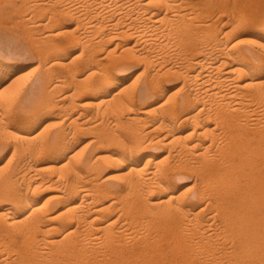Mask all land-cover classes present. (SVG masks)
<instances>
[{
    "label": "bare ground",
    "instance_id": "1",
    "mask_svg": "<svg viewBox=\"0 0 264 264\" xmlns=\"http://www.w3.org/2000/svg\"><path fill=\"white\" fill-rule=\"evenodd\" d=\"M259 1H244L245 6L257 4L258 9L254 8L259 15L245 20L261 32L248 31V46L240 44V40L230 41L232 28L244 22L233 20L232 8L234 26L229 29L223 22L224 28H216L222 15L219 20L209 14L214 10L224 12L222 0H74L75 4H66L60 8V14L55 13L78 17L73 28L63 24L62 18V23L57 22L60 17L51 18L57 23V27L50 24L56 30L48 27L52 31L44 35L49 43L44 47L47 52L42 49L39 53L52 54V64L47 65L49 59L45 62L43 56L42 60L38 58L46 63L42 62L44 83L38 86V78V87H34L39 103L34 105V95L26 97H33V107L28 102L23 104L28 110L21 113V126L5 123L2 117L12 115V107L0 106V122L5 123L1 125L2 132L13 144L9 163L16 159V153L21 154L15 166L11 165L4 174L0 171V264H264V0ZM41 10L45 12L44 8L39 10L43 14ZM55 10L58 12L57 6ZM99 15L109 18L108 31L97 41L85 39V33L83 40L75 28L83 21L88 33L100 30L104 26L102 18L95 19ZM89 17L91 21L86 20ZM38 20L35 21L42 25L46 19H41V23ZM61 33L67 36L61 39ZM206 37L208 42L213 41L207 43ZM78 41L82 50L76 56L87 55L89 60L88 51L84 53L86 47L95 50L96 46L112 41L115 46L108 48L103 57L89 54L96 67H89L84 58L81 68L88 67V71L81 77L74 74L80 60L75 64L74 56L71 64L63 56L66 47ZM136 60L145 63L138 82H129L131 76L119 81L120 72ZM151 63L157 68L154 64L151 67ZM7 64H0V85L7 78L12 79ZM53 64L73 72V87L63 85L71 78L69 73L58 76L53 71L59 78L52 75L49 79H57L46 82L49 68L60 69ZM174 73L183 76L181 97L163 84V76ZM21 75L18 74L20 78ZM18 76L8 83L9 89L14 80H20ZM118 81L122 86L101 98L94 113L100 117V104H105L119 127H125L123 133L127 131V138L122 140L115 133L112 140L122 150L104 147L107 138L103 136L92 138L103 147L98 149V155L80 158L79 154L77 160L69 154L57 178L47 175L45 168L49 166L45 164L74 149L71 134L74 136L82 123L81 116H72V103L77 101L73 97L91 93L88 95L94 99L95 93ZM59 86L64 88L65 95L52 99L51 91ZM5 89L6 86L2 90ZM48 111L50 118L58 119V128L48 131V123H44L46 126L35 133L36 125L45 119L42 114ZM102 115L105 116L104 112ZM181 124L186 125L185 134L178 128ZM172 147L177 148L175 153ZM150 148H161L167 153L157 156L154 151L149 152ZM77 151L76 154L80 152ZM109 166L113 172L101 177ZM181 168L189 174L196 172L194 183L198 190L190 196L176 190V176ZM210 190L211 196L202 204ZM42 191L47 193L41 196Z\"/></svg>",
    "mask_w": 264,
    "mask_h": 264
},
{
    "label": "rangeland",
    "instance_id": "2",
    "mask_svg": "<svg viewBox=\"0 0 264 264\" xmlns=\"http://www.w3.org/2000/svg\"><path fill=\"white\" fill-rule=\"evenodd\" d=\"M1 1L2 2H4V3H1ZM0 1V16H1V18L2 17H4V16H8V17H4V18H0L1 20H0V64L2 65H6L7 63V66L9 67L8 69L12 72V79H10V78H7L4 82H2L1 83V85H0V106L1 107H4V106H6L7 105V107H9V108H11L12 109V115H10V116H3L2 115V113L0 112V116H3L2 118H3V120H4V117H5V123H8V122H15V124L17 125V123H19L17 126H19L21 123H20V117H22V114L21 113H23V112H26L27 110H28V107L26 108V107H23V104H26L27 102H28V104H29V107H33V97L30 99L29 97H31L32 95H34V92H35V88H37L38 86H40L41 84L43 85V81H44V78H43V74H44V72H45V66H44V64H46L47 63V65H49L50 67H51V64H52V62H51V58H50V56L52 55V54H49L48 55V53H47V55H46V53H44V52H47V51H44V47H47V45L49 44L48 43V41H46L45 39H44V37L46 36V34L48 33V31H52L53 29L52 28H54V27H52V26H54L55 24H57L56 23V21H54V20H56V18H58V17H60L59 19H58V21L57 22H59V23H62L63 22V24H66V25H68V27L69 28H73V27H76L75 25H76V21H77V17H78V15L77 14H75V15H72V14H70V13H61V16L60 15H57V14H60L59 12V10H61L63 7H65V5L67 4V5H70V4H75L76 2H73V1H70V0H68L69 2H67V0H63L61 3L59 2L58 3V0H55V2H54V0H53V2L51 1V0H42V2H41V0H37V1H33V0H30V1H32V3L33 4H31V2H29V0H26V2H25V0H1ZM27 1H28V3H27ZM51 1V2H50ZM225 1V4H224V2H223V0H222V11L224 10V12H222L221 14H219L218 13V10H214V11H212V12H217L216 13V15L215 16H213L214 15V13H212L211 12V14H209V15H212V17H218V19H219V15L221 16L222 15V17H221V22H218V26H216V28H224V25L222 26L221 24L224 22H226V24H227V26L226 27H228L229 29H231L234 25H232V22H233V20L235 21V20H237L238 22H243V19H244V22L242 23V25L241 26H236V27H234V28H232V31H231V37H230V41L231 42H234V41H237V40H240V44H242L243 46H248V45H250V35L248 34V31H251V30H254L255 32H259V30L258 29H256V28H252V27H250L249 25H247L246 24V20H250V18L252 19V18H256V16L257 15H259L258 13V10H255V8H257L258 9V7L255 5V4H246V6H245V2L244 1H246V0H234V1H232V0H224ZM243 1V2H242ZM263 0H260L259 2H262ZM57 2V3H56ZM67 2V3H66ZM71 2V3H70ZM15 5H14V4ZM16 3L19 5H17L16 6ZM40 3V4H39ZM51 4V6H50V4ZM53 3L55 4L56 3V5H55V7L57 6V9H58V12L55 10V7H54V5H53ZM62 3H64V5H62ZM240 3V4H239ZM244 3V4H243ZM11 4H12V6H11ZM40 6H39V5ZM43 5V7H42V5ZM59 4H61V5H59ZM32 5H36L35 7L34 6H32ZM245 6V8H243L244 6ZM248 5V6H247ZM263 5H264V3H263ZM41 7L42 9L44 8V10H45V12L43 11V10H41L42 12H43V14L39 11L40 9H36V8H39V7ZM229 6V7H228ZM253 6V7H252ZM256 6V7H255ZM15 7V8H14ZM19 9H18V8ZM30 7H32V8H30ZM50 9H49V8ZM227 7L228 8H230V9H227ZM242 7V8H241ZM248 7V8H247ZM255 7V8H254ZM17 8V9H16ZM61 8V9H60ZM225 8V9H224ZM231 8H232V11H234L235 12V19H234V17H233V20H232V18L230 17V14L232 13V12H230V10H231ZM234 8H236V9H234ZM26 10V14H25V11H23V10ZM27 9H29V10H27ZM46 9H49L50 11H48L47 10V12H46ZM237 9H239V10H237ZM243 9V10H242ZM246 9H248L247 11H249L248 13H247V11H245ZM11 10V11H10ZM12 10H15V11H12ZM54 11V13L52 14V12ZM228 10V11H227ZM235 10H237V12L235 11ZM253 11V13H252V11ZM19 11V12H18ZM20 11H23L22 13H20ZM27 11H28V15H27ZM35 11V12H34ZM40 12V15L38 14L39 12ZM52 11V12H51ZM229 13V16H228V13ZM240 11H242V12H240ZM9 12V13H8ZM17 12V13H16ZM32 12V13H31ZM34 12V13H33ZM51 12V13H50ZM247 13V15H245L244 13ZM8 13V14H7ZM44 13H46L47 15L45 16V14ZM55 13H57V14H55ZM241 13V14H240ZM22 14V15H21ZM31 14H33V15H31ZM36 14V15H35ZM50 14H52V15H50ZM56 16H55V15ZM63 14V15H62ZM65 14V15H64ZM24 15V16H23ZM26 15V16H25ZM41 15H43L40 19L38 18V16L40 17ZM50 15V16H49ZM54 15V16H53ZM68 15V16H67ZM70 15V16H69ZM72 15V16H71ZM239 15H240V17H239ZM249 15H250V17H249ZM252 15V16H251ZM31 16V17H30ZM53 16V17H52ZM89 16V15H88ZM100 17H95V19H101L102 18V16L101 15H99ZM233 16V15H232ZM237 16H238V19H237ZM248 16V17H247ZM11 17V18H10ZM23 17V18H22ZM29 17L31 18V20H29ZM50 17V18H49ZM75 17H76V20H75ZM93 17V16H92ZM210 18H211V16H209ZM241 17H243L242 19H240ZM28 20H27V19ZM32 18H34L35 20H38L40 23H41V19L42 20H44V19H46V20H48L49 19V21H47L48 22V26H47V22H46V20H44V24L46 25H44V27H41V26H43V23H42V25L40 24L39 25V23L37 22V21H35L34 19V21H33V23H32ZM38 18V19H37ZM48 18V19H47ZM54 19L53 21H52V19ZM62 18V22H60L59 20ZM73 18H74V20H73ZM94 18V17H93ZM93 18H92V20H93ZM214 18H212V19H214ZM215 18V19H216ZM229 18V19H228ZM231 18V19H230ZM245 18H247L246 20H245ZM18 19V20H17ZM22 19H24V20H22ZM91 18L89 17L88 19H86V20H89V21H91L90 20ZM95 19L93 20V21H95ZM109 18H107L106 17V19H103L102 18V21H103V25L102 26H104L103 28H99L100 30H98V31H100V32H98V31H96L97 29H95V31L94 30H92V31H94L93 33H92V31H89V33H92V34H89L87 31L88 30H86V27H85V25H84V22L83 21H81L79 24H78V28H75L76 29V32H77V34H79L80 36L82 35V39L83 40H85V39H88V38H90L89 40H92V41H97L99 38L98 37H100L102 34H104V33H106L108 30V24L107 23H109L108 20ZM218 19L216 20V21H218ZM227 19V20H226ZM2 20H5V21H2ZM12 20H14V22L16 23V24H18V25H16V24H14V22L12 21ZM20 20V21H19ZM22 20V21H21ZM107 20V21H106ZM220 20V19H219ZM226 20V21H225ZM8 21V22H7ZM17 21V22H16ZM18 21H19V23H18ZM52 21V22H51ZM75 21V22H74ZM229 21V22H228ZM237 21H235L236 23H238ZM11 22V23H10ZM29 22V23H28ZM35 22V23H34ZM36 22H37V24L39 25L38 27H39V29H38V31H36L37 30V24H36ZM50 22V23H49ZM107 22V23H106ZM231 22V23H230ZM22 23H24V24H22ZM51 23H53V25L51 26L50 24ZM4 24H6V25H4ZM10 24V25H9ZM20 24H22V25H20ZM31 24V25H30ZM34 24H36V27H35V25ZM84 26H83V25ZM104 24H107L106 25V27H105V25ZM244 24V25H243ZM26 25H28V26H26ZM50 25V26H49ZM221 25V26H220ZM235 25H238V24H235ZM32 26H34V27H32ZM80 26V27H79ZM82 26V27H81ZM32 27V28H31ZM48 28V27H50V28H48L47 30L45 29V28ZM55 27H57V25H55ZM83 27L85 28V30L83 29ZM225 27V28H226ZM30 28V29H29ZM42 31H41V30ZM104 29V30H103ZM219 29H217V30H219ZM28 30V31H27ZM32 30V31H31ZM46 30V31H45ZM54 30H56L55 28H54ZM79 30H80V33H79ZM40 31V32H39ZM85 31V32H84ZM239 31V32H238ZM31 32V33H30ZM38 32V33H37ZM95 32H97V34H95ZM235 32V33H234ZM45 33V34H44ZM85 33H87L86 35H88L87 36V38H85L84 39V37L86 36L85 35ZM259 33H261V32H259ZM30 34V35H29ZM40 34H41V36H40ZM65 34V33H64ZM64 34H60V37L59 38H61V39H64L63 37L64 36H67V34L66 35H64ZM233 34H235V35H233ZM263 35H264V33H262ZM42 35H43V37H42ZM45 35V36H44ZM64 35V36H63ZM78 35V36H79ZM96 35V36H95ZM33 36V37H32ZM39 39H37L36 37ZM57 36H59V35H57ZM57 36H55L54 38H58ZM91 36V37H90ZM41 37H42V39H41ZM95 37V38H94ZM233 37V38H232ZM58 38V39H59ZM93 38V39H92ZM98 38V39H97ZM207 38V37H206ZM208 38H209V36H208ZM208 38L205 40V41H207V43H211V41H213L211 38V40H209V42H208ZM241 38V39H240ZM242 38H243V40H242ZM96 39V40H95ZM60 40V39H59ZM91 41V42H92ZM41 42V43H40ZM47 42V45L45 44ZM249 42V43H248ZM31 43V44H30ZM44 43V44H43ZM76 42H74L73 44H72V46L71 45H69L68 47H66V49L64 50V54H63V56H64V61L65 62H68L69 60L71 61L72 59L74 60V56H76L77 54H79L78 53V51H80L81 52V50H82V45H81V43L78 41L76 44H75ZM106 43V42H105ZM102 43V44H100L99 46H93V48L97 51H95V50H93L92 49V46H88L90 49H91V52L89 51V48L88 47H86V49H85V54H87V52L86 51H88V56H89V58H91L90 60L88 59V57H87V55L85 56L83 53H82V55H84L83 57L85 58V59H87L88 60V64L87 65H89V67H90V65L91 64H93V62L94 63H96L94 60H92V57H97V58H99V57H103V56H105L106 55V52H107V49L108 48H112V47H114L115 46V44H114V41H112V42H108V43ZM36 44V45H35ZM39 44V45H38ZM110 44V45H109ZM114 44V45H113ZM43 45V46H42ZM101 45H103V47L101 46ZM36 46H38V49H37V47ZM40 46V47H39ZM104 46H106V47H104ZM102 47V48H101ZM41 48V49H40ZM88 48V49H87ZM40 49V50H39ZM43 49V50H42ZM81 49V50H80ZM99 49H101L100 51H99ZM37 50H39V51H37ZM44 51V52H42V54L41 53H39L40 51ZM77 53V54H76ZM98 53V54H97ZM41 54V55H40ZM44 54L47 56L46 58L44 57ZM89 54H91L92 55V57H91V55H89ZM94 54V55H93ZM97 56H96V55ZM101 55V56H100ZM42 56H43V60H45V59H49L48 61L47 60H45V62L44 61H42V62H44V64L41 62V61H38V58H39V60H42L41 58H42ZM49 57V58H48ZM81 59H80V58ZM84 58H82V56H76V58H75V60H76V62H74V61H71V64H72V62H74L75 64L80 60V62H78V67L77 68H75L76 70L74 71V74L76 75H79V76H81V77H84L85 75H86V72L88 71V67L86 68V67H84V66H82V68H81V64L80 63H82V61L84 62ZM84 59V60H83ZM86 61V60H85ZM91 61V63H89ZM142 61V62H141ZM170 61H173V59L172 60H170ZM169 61V62H170ZM4 62V63H3ZM40 62H41V64H40ZM49 62L51 63V64H49ZM144 61L143 60H136V63L134 62V63H132V64H130L129 65V67L127 68V69H124V70H122L121 72H120V79H119V81H122V78L123 77H129V76H131L132 78H131V80L129 81V82H131L132 80H136L135 82L137 83L138 82V77L140 76V73H139V71L141 70V71H143V69H144V65H145V63H143ZM73 63V64H74ZM141 63V64H140ZM138 64V65H137ZM154 63H151L150 64V66L152 67V65H153ZM14 65V66H13ZM46 65V66H47ZM53 65H59V64H53ZM38 66V67H37ZM43 66V67H42ZM55 66V67H56ZM60 66V65H59ZM58 66V68H60L59 70H57V67L56 68H54V66H52V70L49 68V74H48V79H46L45 78V80H46V82H47V80H49V81H53V80H55V79H57V78H59V77H57V74H58V76L60 75H63V74H66V76H69V77H71V78H68L69 79V81H68V79L66 80V83H64L63 85L67 88V87H73V85H71V84H74V78H73V72H72V74L71 73H69L68 71H67V69L64 67V66H60L59 67ZM96 67L97 66V64H93V66L91 65V67ZM82 69L81 71L79 70L80 68ZM135 67V68H134ZM143 67V68H142ZM11 68V69H10ZM35 68H37V69H35ZM43 68V69H42ZM53 68H54V70H53ZM64 68H65V70H64ZM154 68H157V66L154 64ZM34 69V70H33ZM84 69V70H83ZM136 69V70H135ZM57 70V71H56ZM44 71V72H43ZM56 73L57 72V74H54V72ZM59 71V72H58ZM64 71H66V73H63ZM77 71V72H76ZM78 71H80L79 73H78ZM140 71V72H141ZM262 71H264V68L262 69ZM50 72H52V73H50ZM62 72V73H61ZM82 72V73H81ZM84 72V73H83ZM67 73H69V75H67ZM122 73V74H121ZM18 74H22L21 75V78L18 76ZM137 74V75H136ZM263 74H264V72H263ZM52 75H56V77H52L53 79H49V77L51 78V76ZM19 77V79L20 80H18L17 82L15 81L16 80V78L15 77ZM136 76V77H135ZM138 76V77H137ZM166 76V77H165ZM165 76H163L164 78H162L164 81H163V84L169 89V90H171L172 92L173 91H175V93H176V96L178 95L179 97H181V95H182V93H183V91H181L180 90V82H182V78H183V76L182 75H179V74H177V73H174V75L173 74H167V75H165ZM179 76V77H178ZM181 76V77H180ZM141 77H143V76H141ZM170 77V78H169ZM15 78V80H14V83H13V85L11 86V89H9L10 88V85H9V87L7 86L8 85V83L9 82H11L13 79ZM39 78V79H38ZM94 78H96V76H94ZM134 78H136V79H134ZM176 78V79H175ZM180 78V79H179ZM37 79L39 80V81H41V83H39V85H38V82L36 83V81H37ZM70 79H73V80H70ZM142 79V78H141ZM141 79L139 80V81H141ZM8 80V81H7ZM177 80V81H176ZM48 81V82H49ZM115 82V83H112L111 85H109V86H107V87H105L102 91H99V92H97V93H95V95H96V97L93 99V98H91V97H89L90 95H91V93H88V94H90V95H88V94H86V95H84V96H82L81 94H76V96H78V97H73V100L75 99V100H77V101H74L72 104L73 105H75V106H70V107H72L71 108V110L72 111H74V112H72V116H76V115H78L79 117L81 116V118H79V121L82 123V125L81 126H83V127H78L77 129H75V130H77V131H74L75 133H74V136H72V134H71V140H72V142L73 143H71L72 145H74V149L73 150H71V151H69V152H67V153H65V154H63V155H60V156H58L57 158H56V160L57 161H55V162H50L49 163V165L48 164H45L44 166H49V167H46L45 169H46V171H47V175H49V174H51V176L53 177V178H57L58 177V175H59V172H61V171H59V169L61 170L62 169V167H61V164H62V162H64V160H66L67 159V155H74L76 158L75 159H77L78 160V156L77 155H79V154H81V156H80V158H82L83 156H87V155H92L93 157H95L96 155H98L99 153H98V149H100V148H103V147H101L102 145H99L98 143H95V142H93V139H95L96 140V137H102L103 139H106L105 140V142H104V144H106V146H104V147H110L109 149L110 150H112V151H121L122 149H121V147L120 146H118L117 144H114L116 147H114V145H113V142H115V141H112L113 140V137H115L114 135H116L115 133H117V135L119 136L120 135V137L122 138V137H125V138H127V134H126V132H124L123 133V131H124V129H125V127L124 126H122V127H119L120 125H118L116 122H115V120L113 119V116L110 114V110L108 109V108H106V106H105V104H100V113L98 114V115H100L101 114V116L100 117H98L97 116V113L95 112L94 113V111H96V108H97V104H99V102L98 101H102V99H103V97L104 96H109V95H111L112 94V92H114L115 90H117L120 86H122V85H120L122 82ZM16 82V83H15ZM19 82V83H18ZM36 83V84H35ZM70 83V84H69ZM131 83H134V82H131ZM130 83V84H131ZM135 83V84H136ZM10 84H12V83H10ZM21 86H20V85ZM23 84H25V85H23ZM34 84H35V86H34ZM135 84H133L134 86H135ZM16 85H18V86H16ZM38 85V86H37ZM133 85H131V86H133ZM177 85H179V86H177ZM5 86L7 87V89H5V90H2V89H4L5 88ZM14 86V87H13ZM16 86V87H15ZM20 86V87H19ZM23 86V87H22ZM37 86V87H36ZM62 86V85H61ZM61 86H59V87H57L58 89H56L55 88V90L54 91H51V92H53V93H51L50 94V96H52V94H54V96H52L51 98L52 99H54V98H57L58 96L60 97V96H64L65 95V92H63L62 90L65 88L64 86H62V87H64L63 89H61L62 87ZM134 86H133V88H134ZM18 87V88H17ZM35 87V88H34ZM179 87V88H178ZM19 88H21L20 90H19ZM60 88V89H59ZM107 88V89H106ZM19 91H18V90ZM33 89V90H32ZM1 90L2 91H4L3 93H1ZM56 90H57V95H56ZM29 91V92H28ZM30 91H31V93H30ZM26 92H27V94H26ZM33 92V93H32ZM101 92V93H100ZM64 93V94H63ZM29 94V95H28ZM98 94V95H97ZM35 95H36V97H35ZM34 95V105H36V103L38 104L39 103V94H35ZM27 96H29L28 98H26ZM82 96V98H80ZM54 97V98H53ZM58 97V98H59ZM89 97V98H88ZM179 97H177V98H179ZM26 98V99H25ZM57 98V99H58ZM102 98V99H101ZM29 99L31 100V102L29 101ZM37 99V100H36ZM27 100V101H26ZM69 100V99H68ZM94 102V103H91V105H90V103L89 104H85L84 102H86V103H88V102ZM101 101H100V103H101ZM75 102H77L78 103V106H77V103H75ZM16 103V104H15ZM75 103V104H74ZM79 103H80V106H79ZM81 103H84V107L82 106V104ZM97 103V104H96ZM95 104V105H94ZM14 107H13V106ZM92 106V107H91ZM95 106V107H94ZM104 106V107H103ZM1 107H0V109H1ZM18 107V108H17ZM87 107H88V109H87ZM75 108V109H74ZM17 109V110H16ZM25 109H27V110H25ZM74 109V110H73ZM93 111H92V110ZM14 110V111H13ZM20 110V111H19ZM80 110H82L81 112H80ZM84 110V111H83ZM86 110H88V111H86ZM103 110V111H102ZM109 111V114L112 116H109V114H107L108 112H106V111ZM19 112V113H18ZM78 112V113H77ZM84 112V113H83ZM104 112V114H105V116L103 117V115H102V113ZM47 113V114H46ZM46 113H43L42 114V117H44L45 119L42 121V123H41V121L39 122V124L38 125H36V129H35V133H38L39 131H41V128L45 125L44 123H48L47 124V129H48V131H52V130H54V129H56V128H58V124H57V122H58V119H56V118H50L49 117V111L48 112H46ZM79 113H83L82 115H79ZM92 113V114H91ZM95 115H94V114ZM106 114H107V116H106ZM84 115V116H83ZM91 115V116H90ZM95 116H97L96 118H95ZM92 117V118H91ZM105 120H103L102 118ZM106 117H108V118H106ZM1 117H0V119H2ZM80 119H82V120H80ZM97 119V120H96ZM102 119V120H101ZM106 119H107V121H108V125H107V121H106ZM53 120V121H52ZM100 120V121H99ZM1 121V120H0ZM85 121V122H84ZM97 122V121H99V122H97V124L95 123L94 124V122ZM104 121V122H103ZM2 122V121H1ZM0 122V171H1V174H4V173H6L9 169H11L13 166H15L16 165V163H17V161L19 160V156H21V154L20 153H16L17 155H18V158H17V155H15V157H16V159H13L12 160V164H10L9 163V161H8V159L9 158H11V157H9L10 155H13V144H12V142H10L9 141V139L8 138H6V137H4V134H3V132H2V126L1 125H3L4 126V121H3V123H1ZM51 122V123H50ZM84 122V123H83ZM103 122V123H102ZM114 122V123H113ZM88 124V125H86V124ZM90 123V124H89ZM99 123V124H98ZM113 123V124H112ZM57 126H56V125ZM104 124H106V125H104ZM111 126H110V125ZM115 124H117V126H114ZM54 125V126H53ZM89 125H90V127H89ZM95 125V126H94ZM100 125V126H99ZM104 125V126H103ZM112 125H113V127H112ZM21 126V125H20ZM46 126V125H45ZM51 126V127H50ZM85 126L87 127L86 129H85ZM92 126V127H91ZM101 126H103V127H101ZM108 126V127H107ZM110 126V127H109ZM108 129H107V128ZM123 127H124V129H123ZM184 127H186V125H184V124H181L180 126H178V128H179V130H180V132L181 133H183L184 131H185V128ZM80 128V129H79ZM90 128H91V130H90ZM94 128V129H93ZM103 130H102V129ZM100 129V130H99ZM107 129V130H106ZM79 130V131H78ZM84 130V131H83ZM97 130H99V131H97ZM126 130V129H125ZM86 131V132H85ZM91 131H93V132H91ZM112 131V132H111ZM78 132V133H77ZM91 132V133H90ZM95 132V133H94ZM186 132V131H185ZM185 132L183 133V134H185ZM44 133H46V132H44ZM99 133H100V136H99ZM121 133V134H120ZM43 134V133H42ZM81 134V135H80ZM109 134V135H108ZM126 134V135H125ZM94 135V136H93ZM75 137V138H74ZM93 138V139H92ZM111 138V139H110ZM117 138V137H116ZM182 139H184V138H182ZM181 139V140H182ZM91 140V141H90ZM108 140H110L109 141V143H110V145L108 144ZM122 140H124V138H122ZM89 141V143H86V142H88ZM106 141H107V143H106ZM96 145H95V144ZM112 144V145H111ZM98 145V146H97ZM81 146H84L85 148H83V147H81ZM177 146V145H176ZM178 147V146H177ZM80 148H82V149H80ZM120 148V149H119ZM176 147H172L171 148V151H172V153H175V151L176 150H174ZM154 148H150L149 149V152H152V151H154L153 153H155L157 156H160V155H163V154H166L167 153V150H161V148H155L154 150H153ZM156 149H157V151L159 152V151H161V152H157L156 151ZM177 149V148H176ZM80 151L79 153H78V151ZM85 152H84V151ZM173 150H174V152H173ZM74 151V153H72ZM75 151H77V153L78 154H76V152ZM156 151V152H155ZM147 152V151H146ZM163 152V153H162ZM12 153V154H11ZM158 153V154H157ZM95 154V155H94ZM138 156H142V155H138ZM14 157V158H15ZM62 158V159H61ZM79 158V159H80ZM10 160V159H9ZM170 160L173 162V161H175V158H170ZM14 161V162H13ZM4 163H7L6 165L4 164ZM3 164L5 165V166H3ZM12 165V167H10ZM1 166H3V168L1 167ZM6 167V168H5ZM51 167V168H50ZM53 167V168H52ZM59 167H61V168H59ZM6 170V171H5ZM193 170V169H192ZM55 171H56V173H55ZM177 171V170H176ZM179 172H178V174H177V176H178V178H177V176H176V190L177 191H180V192H182V193H184L185 194V191H186V195H188V196H190V195H192V194H194L198 189H197V185H195V183L194 182H196V172H194L195 170H193L192 171V173L190 172V170L188 169V171L191 173V174H189L188 172H187V169L186 168H181L180 170H178ZM65 172V171H64ZM113 172V170H112V168L109 166V167H106L105 169H104V171H103V173L101 174V177H104V176H107V175H109V174H111ZM53 173V174H52ZM56 174V175H55ZM65 174V173H64ZM195 174V175H194ZM57 176V177H56ZM195 180V181H194ZM179 183V184H178ZM46 191H48V190H46ZM44 192V191H42V193L43 194H41V196H43V195H45L47 192ZM210 192H211V190L210 191H208V193H206L207 194V196H206V198L208 197H210L211 195H210ZM189 193V194H188ZM210 195V196H209ZM205 198V199H206ZM208 198L206 199V201H205V199L204 200H202V204H206V202H207V200H208Z\"/></svg>",
    "mask_w": 264,
    "mask_h": 264
}]
</instances>
